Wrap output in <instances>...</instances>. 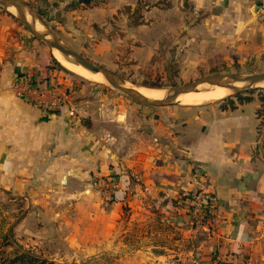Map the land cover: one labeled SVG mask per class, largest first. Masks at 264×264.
I'll return each instance as SVG.
<instances>
[{
	"label": "crops",
	"instance_id": "1",
	"mask_svg": "<svg viewBox=\"0 0 264 264\" xmlns=\"http://www.w3.org/2000/svg\"><path fill=\"white\" fill-rule=\"evenodd\" d=\"M133 1L37 3L48 24H57L55 32L49 28L67 44L82 30L86 36L89 30L102 32ZM197 1L211 6L199 26L209 49L247 45L264 51V0ZM36 47L0 11V174L25 182L50 180L72 200L76 214L67 223L66 244L80 258L109 254L114 264H264V135L257 101L233 109L172 107L151 116L144 111L136 124H128L123 113L126 122L116 124L121 134L111 137L109 147L102 130L83 124V115L71 124L65 115L15 94L17 80L29 90L34 82L60 93L75 86L50 69L47 51L39 47L35 52ZM99 48L108 49L105 43ZM122 138L128 142L125 151L117 148ZM123 169L140 177L145 192L131 183L125 194L105 202L108 187L102 184L112 176L124 188L118 174ZM196 169L203 179L195 177ZM202 185L211 193L213 213L190 226L183 199Z\"/></svg>",
	"mask_w": 264,
	"mask_h": 264
},
{
	"label": "rangeland",
	"instance_id": "2",
	"mask_svg": "<svg viewBox=\"0 0 264 264\" xmlns=\"http://www.w3.org/2000/svg\"><path fill=\"white\" fill-rule=\"evenodd\" d=\"M20 1L26 5L23 13L30 22L28 9L56 31V22L48 24L50 21L42 15L44 9L37 3L38 0ZM209 5H201L197 0H134L124 6L113 20L106 22L102 32L100 29L96 32L89 30L86 36L82 30L64 44L89 62L109 71L123 86L135 91L167 93L207 76L264 73V51L247 45H241L239 49L229 46L231 50L226 51L209 49L208 38L199 28L210 14ZM0 11L17 23L40 49L47 51L50 69L75 82L73 103L84 117L83 124L102 130L106 141H109L107 144H111L109 147L112 146L111 137L121 134L116 124L126 122L123 113L127 115L128 124H136L137 114L144 111L151 116L152 112L163 108L225 106L229 104L230 98L235 103L237 100L233 97L240 94L243 99L249 98L259 103L257 115L264 135V85L198 106H186L178 102L145 106L113 88L103 78L95 77L85 70L77 73L68 70L58 62V53L28 31L13 8L0 4ZM35 28L44 31L38 21L35 22ZM101 43H105L108 49L100 50ZM39 47L34 48L35 52L39 53ZM119 108L121 110L117 111ZM116 143L117 140L113 145ZM127 144V139L122 138L117 148L125 151ZM3 176L4 173L0 174V251L10 255L17 248L22 253L55 264L115 263L109 254L100 259H82L66 244L67 223L76 212L71 211L72 200H67L66 195L58 192L59 187H52V181H17L11 173L6 175L7 178ZM62 182L59 181L60 187L63 186ZM105 187L109 188L108 192L102 191L104 198H107L105 202H111L110 182L105 181L101 188ZM123 218H127L126 214ZM9 232L11 245H6L4 236Z\"/></svg>",
	"mask_w": 264,
	"mask_h": 264
},
{
	"label": "water",
	"instance_id": "3",
	"mask_svg": "<svg viewBox=\"0 0 264 264\" xmlns=\"http://www.w3.org/2000/svg\"><path fill=\"white\" fill-rule=\"evenodd\" d=\"M0 4L2 6H5L6 8H13L16 12L17 17L25 25L28 31L32 35L37 37L39 40L44 42L52 51H57L63 58H65L66 61L70 63L79 64L83 69L92 74L101 75V77L105 79L113 88L121 91L134 101L145 106H162L172 104L174 102H177L179 96L191 93L201 85L220 87L223 89L232 90V93H238L242 90L257 88L259 87V83L264 82V73L246 76H237L230 74L207 76L197 79L191 84L173 89L170 92H167L165 96L161 99L147 100L142 95L134 93L133 89L123 86L106 69L89 62L87 59L77 54L71 48L66 47L65 44L61 42L58 38L55 39L56 35L46 25V23L41 18H39L38 15L28 9L27 12L31 16L30 22L27 19L26 15L23 13V9L26 8V5H24L20 0H0ZM36 21L40 23L44 31H39L35 28ZM49 37H52V39H50ZM237 84L243 85L241 87H237ZM234 87L236 88L234 89Z\"/></svg>",
	"mask_w": 264,
	"mask_h": 264
},
{
	"label": "built area",
	"instance_id": "4",
	"mask_svg": "<svg viewBox=\"0 0 264 264\" xmlns=\"http://www.w3.org/2000/svg\"><path fill=\"white\" fill-rule=\"evenodd\" d=\"M2 69L3 63L0 58V76ZM33 84L34 89L29 90L25 87V84L23 85V82L17 80L14 84L15 94L27 101L29 99L28 97H31V102L41 109L65 115L71 124L79 122V113L71 102V94L74 91V85H71L65 92L60 93L46 83L34 82ZM29 91L34 93V96H30L28 94ZM118 174H120L119 177L123 179L124 188L119 187L118 178L111 176L108 182H110L111 186L110 198L113 200H116L119 193L125 194L131 183L138 187L142 186L141 179L137 174L130 173L124 169L122 171L120 170ZM194 175L198 179L204 178L200 169H196ZM140 190L144 193L145 187L142 186ZM183 206L189 217L188 223L190 226L202 224L213 213L214 209L211 193L207 190L205 185H202L200 189L187 195L185 199H183ZM172 264H180V262L174 260Z\"/></svg>",
	"mask_w": 264,
	"mask_h": 264
},
{
	"label": "bare ground",
	"instance_id": "5",
	"mask_svg": "<svg viewBox=\"0 0 264 264\" xmlns=\"http://www.w3.org/2000/svg\"><path fill=\"white\" fill-rule=\"evenodd\" d=\"M55 52L58 53L57 51ZM56 58L59 63H61L65 68H67L70 71L77 73L80 70H85L79 64L70 63L66 61L65 58H63L59 53L56 55ZM93 75L95 77L102 79L101 75L99 74H93ZM242 85L243 84H237V87H241ZM263 85H264V82H261L258 84L259 87H262ZM235 88L236 87H234V89ZM134 93L142 95L147 100L159 99V97H164L166 94L162 92H148V91H135V90H134ZM231 93H232V90H229V89L201 85L197 87V89H195L193 92L179 96L177 99V102L181 105H186V106H198L206 102L223 99L229 96Z\"/></svg>",
	"mask_w": 264,
	"mask_h": 264
},
{
	"label": "trees",
	"instance_id": "6",
	"mask_svg": "<svg viewBox=\"0 0 264 264\" xmlns=\"http://www.w3.org/2000/svg\"><path fill=\"white\" fill-rule=\"evenodd\" d=\"M242 95H235L233 98H235L237 101L234 103L233 99H229V104L225 105V106H221L220 107L222 109H233L235 108L236 104H243V103H247L250 102L252 100H250L249 98L247 99H243L241 97ZM11 238V233L9 232L8 234H6L4 236V240L6 241L5 244L6 245H11L9 242V239ZM24 262H29V263H37V264H55L54 262H50L47 260H42L39 258H35L34 256H31L30 254L24 252L22 253L20 249H14L12 254L8 255L5 254L4 251H0V264H25Z\"/></svg>",
	"mask_w": 264,
	"mask_h": 264
}]
</instances>
